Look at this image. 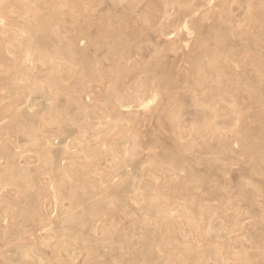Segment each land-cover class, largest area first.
<instances>
[{
  "label": "rangeland",
  "instance_id": "1",
  "mask_svg": "<svg viewBox=\"0 0 264 264\" xmlns=\"http://www.w3.org/2000/svg\"><path fill=\"white\" fill-rule=\"evenodd\" d=\"M0 264H264V0H0Z\"/></svg>",
  "mask_w": 264,
  "mask_h": 264
},
{
  "label": "bare ground",
  "instance_id": "2",
  "mask_svg": "<svg viewBox=\"0 0 264 264\" xmlns=\"http://www.w3.org/2000/svg\"><path fill=\"white\" fill-rule=\"evenodd\" d=\"M171 1H172V0H171ZM156 3H157V2H156ZM158 3H159V2H158ZM181 3H182V2H181ZM250 4H251V3H250ZM158 6H159V5H158ZM156 7H157V6H156ZM185 8H186V7H185ZM149 9H150V8H149ZM157 9H158V8H157ZM168 9H169V8H168ZM252 9H253V8H252ZM32 11H33V10H32ZM144 11H145V10H144ZM261 11H262V10H261ZM150 12H151V11H150ZM155 12H156V11H155ZM153 13H154V12H153ZM262 13H263V12H262ZM250 15H251V14H250ZM257 15H258V12H257ZM117 16H118V15H117ZM259 16H260V15H259ZM252 17H253V16H252ZM252 17H251V18H252ZM249 18H250V17H249ZM176 19H177V18H176ZM259 19H260V17H259ZM158 20H159V19H158ZM95 21H96V20H95ZM177 22H178V21H177ZM250 22H251V21H250ZM41 23H42V22H41ZM93 23H94V22H93ZM97 25H98V24H97ZM121 26H122V25H121ZM257 27H258V26H257ZM45 28H46V27H45ZM168 28H169V27H168ZM202 29H203V28H202ZM120 32H121V31H120ZM86 33H87V32H86ZM166 34H167V33H166ZM130 36H131V35H130ZM130 38H131V37H130ZM130 38H129V39H130ZM44 45H45V44H44ZM152 52H153V51H152ZM146 54H147V53H146ZM143 57H144V56H143ZM145 57L147 58V56H145ZM200 60H201V59H200ZM242 63H243V62H242ZM227 65H228V64H227ZM130 67H131V66H130ZM200 67H201V66H200ZM79 69H80V68H79ZM199 69H200V68H199ZM230 69H231V68H230ZM157 74H158V73H157ZM159 74H161V73H159ZM160 77H161V75H160ZM152 79H153V78H152ZM152 79H151V80H152ZM169 79H171V78L169 77ZM166 80H167V79H166ZM129 81H130V80H129ZM171 81H172V80H171ZM171 81H170V83H172ZM165 83H169V82H165ZM165 83H164V85H165ZM170 83H169V84H170ZM160 86H161V83H160ZM169 86H170V85H169ZM169 86H168V87H169ZM163 87H164V86H163ZM166 87H167V86H166ZM214 89H216V88H214ZM229 89H230V88H229ZM59 92H60V91H59ZM235 92H236V91H235ZM155 96H156V94H155ZM210 97H211V96H210ZM232 97H233V96H232ZM237 97H238V96H237ZM147 101H148V100H147ZM153 101H154V99L151 98V99L149 100V102H146L145 107H147L148 105H150ZM205 101H206V100H205ZM239 102H240V101H239ZM236 103H237V102H236ZM186 108H187V107H186ZM186 108H185V109H186ZM216 110H217V109H216ZM82 113H83V112H82ZM183 113H184V112H183ZM105 117H106V116H105ZM108 118H109V117H108ZM117 120H118V119H117ZM260 122H261V121H260ZM201 123H202V121H201ZM205 129H206V128H205ZM201 131H202V130H201ZM128 147H129V146H128ZM78 175H79V174H78ZM133 180H134V179H133ZM173 182H174V181H173ZM179 185H180V184H179Z\"/></svg>",
  "mask_w": 264,
  "mask_h": 264
}]
</instances>
